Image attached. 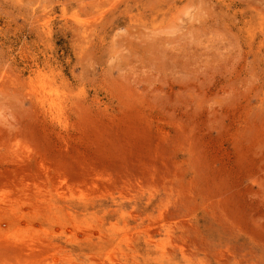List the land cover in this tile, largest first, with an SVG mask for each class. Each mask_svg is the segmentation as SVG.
<instances>
[{"label": "rangeland", "instance_id": "1", "mask_svg": "<svg viewBox=\"0 0 264 264\" xmlns=\"http://www.w3.org/2000/svg\"><path fill=\"white\" fill-rule=\"evenodd\" d=\"M0 264H264V0H0Z\"/></svg>", "mask_w": 264, "mask_h": 264}, {"label": "bare ground", "instance_id": "2", "mask_svg": "<svg viewBox=\"0 0 264 264\" xmlns=\"http://www.w3.org/2000/svg\"><path fill=\"white\" fill-rule=\"evenodd\" d=\"M102 11H104V10H101L100 12H102ZM105 251H106V250H105ZM21 252H22V251H21ZM99 252H100V251H99ZM22 253H23V252H22ZM26 253H27V252H26ZM97 253H98V252H96V255H97ZM104 253H105V252H104ZM108 254H109V253H108ZM101 256H102V255H101ZM102 257H103V256H102ZM106 257H107V256H106ZM109 257H110V256H108V258H109ZM110 258H111V257H110ZM102 259H103V258H102ZM102 259H101V260H102ZM110 260H112V259H110ZM106 261H107V260H106ZM108 261H109V259H108ZM109 262H110V261H109ZM111 262H112V261H111ZM113 263H114V262H113Z\"/></svg>", "mask_w": 264, "mask_h": 264}]
</instances>
